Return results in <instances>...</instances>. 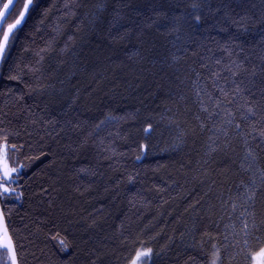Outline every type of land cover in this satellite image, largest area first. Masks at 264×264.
Masks as SVG:
<instances>
[{"label":"trees","instance_id":"obj_1","mask_svg":"<svg viewBox=\"0 0 264 264\" xmlns=\"http://www.w3.org/2000/svg\"><path fill=\"white\" fill-rule=\"evenodd\" d=\"M24 2L16 1L5 23L18 16ZM101 2L107 5L109 19L113 8L127 2L130 7L124 12L139 20L137 11L149 14L155 6L171 14L178 10L173 5L191 0H33L0 65V108L6 102L3 93H26L36 81L40 73L34 69L41 67L37 53L51 45L40 53L45 57L42 82L65 87L70 94L79 90L80 119L88 121L84 135L100 120L105 124L81 148V134L53 138L31 125L26 131V113L11 102L5 108L7 117L0 114V129L19 132L11 138L23 145L15 158L28 166L19 181L21 200L2 201L19 264H128L135 250L146 248L153 250L146 264H251L247 257L258 250L255 236L264 238V233H254L252 214L257 222L264 218V197L257 196L252 207L249 193H237L236 185L252 175L260 186L259 174L244 172L239 149L225 154L209 139L211 132L190 134L198 123L199 105L194 103L196 85L185 71L191 65L203 72L199 58L181 56L166 72L141 74L135 40L115 43L106 32L81 39L84 32L78 28L88 27L85 12H95L93 5ZM250 3L259 7L260 0ZM232 6L242 11L235 0ZM259 32L257 28L242 39L257 41ZM66 46L65 54L61 49ZM216 56L227 62L226 53ZM73 63L78 67L71 85H60L56 77L70 73ZM173 70L181 73L179 87L173 83ZM10 74L21 79H6ZM25 101L34 103L27 95ZM149 123L152 128L145 131ZM181 133H186L183 143L173 150ZM32 156L40 159L29 160ZM261 165L264 161L257 167ZM137 172L135 182L129 183L127 176ZM42 188L49 189L44 203L35 195ZM48 200L53 201L51 207ZM54 221L58 228L53 229ZM61 240L69 245L65 251L60 250Z\"/></svg>","mask_w":264,"mask_h":264},{"label":"snow or ice","instance_id":"obj_2","mask_svg":"<svg viewBox=\"0 0 264 264\" xmlns=\"http://www.w3.org/2000/svg\"><path fill=\"white\" fill-rule=\"evenodd\" d=\"M232 3L233 0H215V4L213 0H191L186 5L183 3L173 5L172 7L178 10L172 11L171 14L167 10L152 6L149 14L137 11L135 15L140 19L136 20L124 12V9L130 7L129 3L124 2L113 8L111 13H108L111 17L109 19L105 15L107 5L101 2L93 5L95 12H85V19L88 20L87 30L81 27L78 31L84 32L81 39L85 41L89 33L103 32H106L115 43L135 40L138 45L137 55L141 74L166 72L172 69L173 64L179 62L181 56H197L199 68L204 71L201 72L191 65L185 71V74H191L189 79L196 85L194 103L199 105V112L195 115L198 123L190 130V134L197 136L211 132L209 139L213 140L217 148L225 154L236 153L239 149L243 154L240 168L253 175L258 173L260 186H257L256 179L250 175L246 183L241 181L236 185V191L240 193L241 190H246L249 193L247 203L254 207L257 196L264 197V165L257 167L264 161V0H260L259 7L255 3H250V0H235V3L241 7V12H237ZM32 4L33 0H25L14 22L7 23L3 29L0 35V61L5 59L12 34L24 20ZM12 6L14 0H8L3 8L11 14ZM4 20L6 13L0 12V21ZM126 24L135 27H125ZM257 28L260 29L259 40L246 43L242 37ZM213 32L217 35H213ZM69 40L72 41L73 38L69 37ZM74 43L73 41V46ZM49 49L51 45L48 49H41L40 53ZM67 51L68 46L61 49L65 54ZM217 52L226 53L227 62L224 56L217 57ZM40 53H37L39 56L37 64L41 67L34 69L40 75L32 85L28 86L26 93L11 96L9 93L12 90L3 93L6 102L4 107L0 108V114L7 117L5 108L11 102L19 112L26 113V123L22 126L26 131L31 125L39 126L47 136L53 138L61 134L69 135V138L72 134H81L80 147L83 148L87 145L88 139L100 131L105 120L92 125V130L84 135L88 121L80 119L79 90L70 94L65 87L57 89L55 84L43 83L45 77L41 62L45 57ZM73 55L77 54L73 53ZM77 67L78 65L73 63L70 73L65 74L63 78L56 77L60 85H71ZM172 76L173 83L179 87L182 83L180 71L173 70ZM6 79L19 81L21 77L19 74H10ZM25 95L32 97L34 103H26ZM106 119L110 121L115 118ZM0 123H4V119L0 118ZM8 123L10 124L11 121ZM151 128L152 124L149 123L145 131ZM28 134L32 133L28 132ZM185 135L186 133H181L177 137L179 143L173 144V150L180 147ZM13 136H19V132L0 129V200L3 202L20 201L24 195L23 191H18V187H21L19 181L22 179V172L28 166L18 164L15 156L23 145L12 143ZM41 155L46 153L42 152ZM28 159L38 160L40 156H32ZM140 159L141 156L137 155L136 160ZM78 172H88V170L79 169ZM90 174L95 175V172ZM138 175V172L136 175L129 174L127 181L135 182ZM48 193V188H42L35 195L41 197V203H44L43 197ZM52 203V200L47 201L49 207ZM10 213L11 209H9ZM252 215L254 233H264V218L257 222L255 214ZM58 227V222L54 221L53 229ZM247 227L248 223L245 221V228ZM58 236L59 232L51 238L55 240ZM255 239L258 250L253 249L247 258L250 259L251 264H264V238L257 235ZM60 245L61 251L69 247L64 240L60 241ZM0 252L4 254L0 257V264H18L16 244L9 231V223L3 209H0ZM152 254L151 248L137 249L131 256L129 264H146ZM91 264H96V261H92ZM211 264H216V261L213 260Z\"/></svg>","mask_w":264,"mask_h":264},{"label":"water","instance_id":"obj_3","mask_svg":"<svg viewBox=\"0 0 264 264\" xmlns=\"http://www.w3.org/2000/svg\"><path fill=\"white\" fill-rule=\"evenodd\" d=\"M16 1H17V0H14V5H15ZM5 3H8V0H5L4 3H3V5H4ZM3 5H2L1 8H0V12H5V13H6V19H7V17H8L9 14H8V13L6 12V10L3 8ZM13 7H14V6L11 7V10H12ZM30 8H31V7H30ZM30 8H29V10H30ZM29 10H28V12H27L26 15H25L24 20H23V21L21 22V24L18 26V28L24 23V21H25L27 15H28V13H29ZM14 20H15V19H14ZM14 20H13L12 22H14ZM5 21H6V20H4V21H0V32H1V29L3 28L4 25H5V27H6ZM12 22H9V23H12ZM5 27H4V28H5ZM14 31H15V30H14ZM1 62H2V61H0V65H1ZM0 209H2L1 203H0ZM18 264H19V261H18Z\"/></svg>","mask_w":264,"mask_h":264},{"label":"bare ground","instance_id":"obj_4","mask_svg":"<svg viewBox=\"0 0 264 264\" xmlns=\"http://www.w3.org/2000/svg\"><path fill=\"white\" fill-rule=\"evenodd\" d=\"M12 22V21H11ZM5 24H7V23H5ZM4 27H5V25L3 26V28L2 29H4ZM1 29V30H2ZM3 32V31H2ZM1 35H2V33H0ZM0 203H1V206H2V200H0ZM2 209H3V207H2Z\"/></svg>","mask_w":264,"mask_h":264},{"label":"rangeland","instance_id":"obj_5","mask_svg":"<svg viewBox=\"0 0 264 264\" xmlns=\"http://www.w3.org/2000/svg\"><path fill=\"white\" fill-rule=\"evenodd\" d=\"M129 264V263H128Z\"/></svg>","mask_w":264,"mask_h":264}]
</instances>
